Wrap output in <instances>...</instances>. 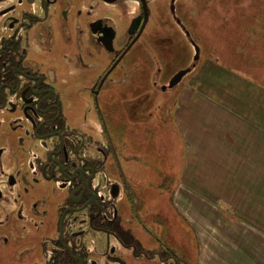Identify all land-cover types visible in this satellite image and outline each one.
I'll use <instances>...</instances> for the list:
<instances>
[{"label": "flooded vegetation", "instance_id": "1", "mask_svg": "<svg viewBox=\"0 0 264 264\" xmlns=\"http://www.w3.org/2000/svg\"><path fill=\"white\" fill-rule=\"evenodd\" d=\"M180 1L0 0V264H179L144 240L160 241L157 209L127 170L119 98L156 14L190 36Z\"/></svg>", "mask_w": 264, "mask_h": 264}, {"label": "rangeland", "instance_id": "2", "mask_svg": "<svg viewBox=\"0 0 264 264\" xmlns=\"http://www.w3.org/2000/svg\"><path fill=\"white\" fill-rule=\"evenodd\" d=\"M135 8L132 2L131 17ZM178 9L190 36L180 28H155L166 25L156 14V25L149 30L150 55H143L138 46L123 63L135 79L131 82L133 90L127 98L121 96L119 103L132 106L120 111L121 117L130 119L125 132L133 136L123 150L131 159L136 158L127 161V170L148 208L157 209L160 241L149 235H144V240L164 252L167 243L178 254L179 264H195L201 239L177 214L176 222L172 217L176 213V187L181 181L193 183L200 194L206 189L205 199L226 204L230 217H240L243 209L233 204H259L258 219L264 228V0H182ZM170 25L176 24L171 20ZM190 40L200 47L198 61ZM150 57L157 59L152 62ZM187 67L192 71L179 86L161 90L169 77ZM142 74H146L145 79ZM230 127L236 128L227 135L224 131ZM224 135L249 139L241 142L244 147L250 145L251 138L253 146L257 140L259 153L255 165L239 159L232 162L234 166L227 164V179L234 189L226 194L227 200L217 191V159L235 150L218 144ZM191 138L199 143L190 145ZM234 156L239 157V151ZM207 163L218 173H208ZM150 191L155 200L150 198ZM200 200L196 198L195 204H201Z\"/></svg>", "mask_w": 264, "mask_h": 264}, {"label": "crops", "instance_id": "3", "mask_svg": "<svg viewBox=\"0 0 264 264\" xmlns=\"http://www.w3.org/2000/svg\"><path fill=\"white\" fill-rule=\"evenodd\" d=\"M241 125V123H238ZM236 127H230V130L224 131L227 135ZM241 128V126H239ZM223 136L219 139L218 144L226 146V149H233L235 151L228 152L225 158H218V172L214 171L211 164H205L209 167L208 173L214 175L218 173L214 180L217 179L218 192L220 196L226 199V194L233 192V182L228 180L227 164H232L236 160L256 163L259 159L257 148V140L253 146V138L250 140V145L244 147L242 141H249L240 136ZM190 145L198 144L195 138H191ZM239 151V157L234 156ZM204 161H215V159L204 158ZM200 161V160H198ZM235 170L237 169L234 168ZM247 171V169H246ZM205 172V171H204ZM243 174V172L241 173ZM240 174V175H241ZM247 176V173H245ZM244 174V176H245ZM251 175V173H248ZM234 176H237L235 173ZM212 177V176H210ZM221 177L223 180H221ZM178 183L176 194L174 197L175 215L183 219V221L192 229V234L198 233L199 240L201 239V246L198 245V259L195 264H264V228L260 226L259 215L262 207L259 204H233L234 208L240 210V217H230L226 213V204H212L208 202L207 196L204 193L200 194L195 185ZM209 185L213 184L211 180ZM180 186V187H179ZM229 186V189H228ZM180 188V189H179ZM194 196V197H193ZM201 199V204H195L194 200ZM246 215L249 217H246ZM197 238V236H195ZM196 243V242H195Z\"/></svg>", "mask_w": 264, "mask_h": 264}, {"label": "water", "instance_id": "4", "mask_svg": "<svg viewBox=\"0 0 264 264\" xmlns=\"http://www.w3.org/2000/svg\"><path fill=\"white\" fill-rule=\"evenodd\" d=\"M193 45L195 46V50H196V56H195V60H199L200 58V47L196 44L193 43ZM131 49V47L129 48ZM190 70H181L179 71L174 77L173 79H171L170 81V88L175 87L176 85H178L181 81V79H183V77L189 72Z\"/></svg>", "mask_w": 264, "mask_h": 264}, {"label": "bare ground", "instance_id": "5", "mask_svg": "<svg viewBox=\"0 0 264 264\" xmlns=\"http://www.w3.org/2000/svg\"><path fill=\"white\" fill-rule=\"evenodd\" d=\"M118 233V232H117ZM120 235V234H119ZM165 253V252H164Z\"/></svg>", "mask_w": 264, "mask_h": 264}]
</instances>
